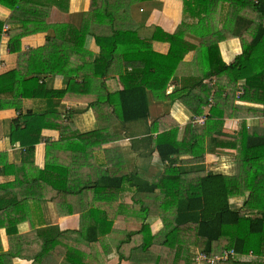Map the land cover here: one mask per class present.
I'll list each match as a JSON object with an SVG mask.
<instances>
[{
  "label": "crops",
  "instance_id": "0c3cea01",
  "mask_svg": "<svg viewBox=\"0 0 264 264\" xmlns=\"http://www.w3.org/2000/svg\"><path fill=\"white\" fill-rule=\"evenodd\" d=\"M143 1L146 2L150 10V19L144 20L143 23L133 24L131 28L136 31L139 37L141 36V40L142 38L147 39V41L143 40L145 42L143 45L151 48L154 53L160 54L161 56L155 59L161 60L167 56L170 50V44L165 42L163 33H175L185 19L184 1ZM97 4H99V0H96ZM92 7L93 0H69L67 13L54 7L51 13L53 16L61 17L64 20L63 23H66L68 16L87 14ZM140 12L142 13L143 9H140ZM0 13L4 15L1 21L9 20L11 12L8 9L0 6ZM213 13L215 16H219L215 14L216 11ZM242 16L251 18V14L247 11L242 13ZM80 20L76 22L69 20V22L79 29L82 25ZM108 21H102L101 24ZM92 23L93 21L86 24L85 20L86 28L92 26ZM5 24L0 41V74L17 69L19 63L18 55L9 52L10 26L7 22ZM97 25H100V22H95L94 28H103ZM252 27L242 37L228 39L218 44L221 58L227 65L233 63L236 57L242 53L243 44H249L252 41ZM5 28L9 30L6 34L4 33ZM245 28L244 24L243 30ZM213 29L220 31L221 27L217 23L210 27V30ZM191 31L186 33L184 41L180 44L181 52L186 53L174 69L175 72L172 75L165 73L156 80L155 87L159 90L157 98L153 97V93L151 95L152 89L147 91L148 119H134L126 121L127 123H123L118 118L119 103L114 104V101H108L105 97L99 100L107 94L106 92L115 93L123 90L124 87L120 81L124 74L122 73L123 69L115 68L118 63L120 64L121 59L118 58V61L114 62L110 72L104 76L105 79H102V72L95 71L94 66L89 64L92 62V58L99 54V49L92 36L88 39L85 50L92 54L91 60L85 58L82 61V58L75 57L77 65L82 61L81 71L76 80L79 86L75 88L79 92H70L60 100L57 109L62 113V116L50 120L51 124L57 127L42 131L43 140L35 146L34 151V167L39 171H45L47 165L51 170L50 174L51 172L57 174L60 169H65L69 182L76 181L81 176L83 180L74 184L71 188L74 193L71 196L77 197L84 188L82 193L90 192L88 201L85 204L75 202L68 210V214L67 211L59 215L58 207L52 208L54 209V225H50L45 217L41 219L45 222V225L41 227L44 228L42 233H46L43 239L52 238L60 232H67L66 236L62 237L63 243L69 248L68 251L62 252V254L58 252L59 255L54 256L49 252L47 255L35 257V261L32 257L41 251L42 243L31 241L32 248L27 252L23 250V254L29 255V257L15 258L12 264H100L99 260H104V263L130 264L126 259L132 258L139 264H143L146 259L149 264H158L155 255L151 258L140 257L143 253L139 250L145 245L144 239L148 243L149 239L153 237V240L155 239L153 244L157 245L158 235L162 236L165 222L175 218V205L166 206L167 198L172 196L176 198L178 194L181 197V192H185L197 180L208 174L227 177L230 182L236 185L233 189L242 192L231 198L230 206L233 209L240 211L250 202H254V205H264V152L246 148L247 137L264 136V116L257 112V109H263V105L245 103L238 99L239 93L235 99L233 94H230L234 106L244 108V112L241 114L234 111L232 116L223 120L221 131L225 135L222 137L224 145L219 146L215 132H213L212 138L208 137L204 125L193 124L194 115L190 114L180 100L172 102V100L164 99L161 95L164 92L161 88H164V83L168 78L169 82L165 93L167 96L171 95L175 88L191 87L204 77L203 74H198L196 63L198 59L201 61L198 56L199 47H201V43L204 45L209 43L210 35L203 29L205 31V39H203L202 34L198 32L191 34ZM223 31L227 34L226 29ZM139 32H144V34L140 35ZM37 37L35 34L23 38L22 51L25 52L24 48L29 51L41 46L42 43L34 45L36 41L39 42ZM28 40L35 42L29 43ZM84 63L88 64L84 66ZM175 63L176 61L170 65ZM84 70L87 71L84 73ZM165 70L168 68L162 72H166ZM194 77H201V79L191 85L189 81L195 79ZM221 79L224 78H214L212 81L217 84ZM101 80L105 82V88L102 87ZM185 82L187 85H184ZM52 87L63 89L65 87L63 77L54 78ZM223 95L226 96L225 93ZM48 106L40 100L25 99L22 111H16V109L0 111V185L8 183L4 191L9 189L12 192L10 184L20 180L23 170L21 167L17 169L18 172L8 169L11 164L18 165L23 161V149L20 143L12 144L10 140L11 122L17 120L22 113L29 111L35 113L51 111ZM208 109H205V113H208ZM249 109L256 111H249ZM248 112L250 115L247 116ZM188 125L193 128L186 129ZM92 127L93 131L85 132L86 128ZM192 129L197 132L199 150L196 149L193 153H189L184 149L182 155L178 157L177 163L172 165L173 171L170 172L168 170L169 163L162 162L160 159L155 148V139L165 132L176 131L179 133L180 141L184 138L188 140ZM203 129L204 134H202ZM95 131L98 134H94ZM232 141L235 142V146L227 144ZM202 153L204 154L198 156ZM27 164L35 172L36 177H39L40 172L34 170L29 162ZM45 172L46 177H50L49 172ZM129 175L132 177L126 183L116 182L123 176ZM109 180L114 183L107 185ZM135 180H140L142 185L136 187ZM110 183L112 182L110 181ZM39 186L42 187V191L50 192L52 198H54V192L56 196L57 192L50 185L41 183ZM257 188L258 196L256 192L253 193ZM136 193L141 195L135 197ZM250 198L251 200L247 204ZM96 221L100 222L98 232L94 226ZM82 225L83 227H81ZM145 225L148 226V230L144 231V235L138 233ZM17 230L20 237L29 232L30 225L28 223L19 224ZM181 236L184 237V233H181ZM79 239L83 242L80 243L79 251H76ZM0 241L2 243L0 251L3 249L5 252H8L11 246L19 249L29 245L28 243L22 245L20 241L16 240L10 242L5 228L0 229ZM91 241L93 243H90ZM153 248L156 247L153 246ZM190 252L196 254L200 250L193 247ZM165 254L167 257V251ZM240 256L245 257L246 255L241 254ZM251 256L253 257L251 254L247 257ZM164 259L166 260V258Z\"/></svg>",
  "mask_w": 264,
  "mask_h": 264
},
{
  "label": "trees",
  "instance_id": "16d2710c",
  "mask_svg": "<svg viewBox=\"0 0 264 264\" xmlns=\"http://www.w3.org/2000/svg\"><path fill=\"white\" fill-rule=\"evenodd\" d=\"M183 1L185 19L175 33L168 35L163 33L165 42L170 44V50L167 56L161 60L155 59L161 55L154 53L146 45L144 46L143 44L145 42L140 39L136 31L133 32V29H131L133 31H115L114 36H102L101 38L100 36H92L95 37L96 43L101 50H103L101 47L102 44L105 43V45L111 47L112 51L119 52V58L122 59L125 65L122 71L124 74L120 78L124 87L123 90L115 93L106 92L107 94L99 100L105 97L108 101H114V104L119 103L118 118L123 123L134 119H148L149 105L147 91L149 89H152L153 92L159 91L155 87L158 77L160 76L161 78L165 73L172 75L175 72L174 69L186 53L181 52L180 47V44L185 39L186 33H189L191 30V34H195L199 30L203 31L204 28H202V25L207 23L204 17L206 16L209 19V16H215L212 12L216 11L215 14L222 18L220 19V23H218L221 29L220 31L210 30V28L208 30L205 29L210 35L209 43L205 45L201 43V47H208L204 55L200 56L201 62L204 63V77L199 83H195L193 86L183 90L178 89L167 96L165 93L169 82L168 78L167 82L164 83V88H161L162 91L164 90L161 95L164 99L172 100V102L180 100L191 115L197 117L205 116L207 118L204 124L206 135L211 137L213 132H215L218 145H224L222 143V137H225V135L221 131L223 120L226 117L232 116L234 111H238L241 114L244 112V108L234 106V101L232 102L230 98V94H233L235 99L237 93H239L237 85L242 87L238 99L245 103L263 105V109H257V112L264 116V0ZM68 2L69 0H0V6L11 12L9 20L5 22L0 21V41L2 40L3 28L7 22L10 26V34H8L9 52L10 54H17L19 57L17 69L0 74V111L6 109L22 111V104L25 99L40 100L47 105L49 101L57 102L56 100H58V105L60 100L68 93L74 91L79 92L75 88L79 86L76 80L79 77L82 66L75 64L70 67V63L68 62L51 61V58L49 59L45 55L46 49L42 47L22 52V39L38 34L40 30L45 29H39L37 27L46 23V17L39 15L37 8L40 10L44 9L46 11L44 15L50 14L53 7H56L61 12L67 13ZM101 2L102 4H100ZM101 2L99 0V4L96 5V0H93V7L89 13L83 14L82 25L79 29L69 23H65L61 27H66L65 31L74 36V38H69L63 33L60 39L74 42L73 45H67L72 47V49L74 47L76 58H86L83 57V54H89V60L92 58V54L85 50L86 39L88 40L91 37V33L86 32L88 30L85 26V20L86 24H89L92 21L93 15L102 16L104 14H110V17H106V19L114 20L111 12L116 13L120 18V15L123 13L121 10L125 9L124 4H128L124 0H101ZM219 6H222L220 13L216 9ZM245 11L251 14V18L242 16V13ZM230 15L231 20H229ZM195 18L198 19L197 22H194L196 21L194 20ZM244 24L246 26L245 30H243ZM214 25H217V23H214ZM252 26H255L253 29L257 31L254 38L249 44H243L242 53L236 57L233 63L227 65L223 62L221 55L216 60L207 59L205 56L207 53H219L218 44L220 42L242 37ZM208 27L206 26V28ZM224 29L227 30V34L224 33ZM205 31L201 35L203 39H205ZM82 35L83 37L79 38ZM51 39L49 37L47 40ZM103 58L89 62V64L94 66L95 71H101L104 77L110 72L115 60L109 57ZM175 61L176 63L171 66L170 64ZM87 64L84 63L83 65L86 66ZM165 68H168V70L162 72ZM47 75H51V79L46 83L44 80L38 79V77L42 78V76ZM57 76L63 77L65 85L63 89H55L52 87V81ZM103 77L102 79H105ZM218 77H226L231 88L221 85L216 88L211 87L208 82ZM72 78H74L73 86L70 83ZM101 85L104 88L106 87L104 81H102ZM223 93L226 94L225 97L222 96ZM186 100H191L194 104H189ZM222 106L227 107L224 108ZM207 108H209L208 113H205V109ZM251 110L256 111L255 109H249V111ZM246 115H250V112ZM61 116L62 113L57 109V106L56 109H52L51 111H43L40 113L29 111L24 114L22 113L17 120L11 123L12 125L15 124V127L13 128L11 125L10 140L12 144L20 143L23 149L22 164L24 165H22V169L25 170L29 167L27 164L29 162L34 170L38 173L40 172L39 177H37L40 183L50 185L58 195L63 193V196L67 197L71 193L73 195L74 192L69 188V180L63 177V174L66 173L65 169H60L57 174L54 172L50 174L51 170L47 165L45 171H48L50 174V177L47 176V178L45 171L41 172L34 167L35 146L43 140L41 136L42 131L57 127L51 124L50 120L57 117L61 118ZM19 123H22L23 127ZM190 128L193 127L190 125L186 127V129ZM202 134H204V129ZM178 136L179 133H176V131H170L158 135L155 139V148L160 155L161 161L169 163L168 170L170 172L173 171L172 165L177 163L178 157L182 155L184 149L189 153H193L196 149L199 150L200 147L197 132L193 129L190 130V138L188 140L184 138L180 141ZM227 144L229 146H235V142L233 141ZM246 148L253 149L257 152H264V136L256 135V137H247ZM203 154L196 155L201 156ZM52 176L53 179H51ZM129 178L131 177L123 176L116 182L120 181L123 183L129 180ZM13 183L11 182L10 186H13ZM113 183L112 180H109L107 185ZM7 184L0 185V207L3 210L9 204L5 196L10 191L9 189L4 191L8 186ZM235 186L234 183L230 182L223 175L208 174L197 180L188 190L181 192V197H179V194L176 198L174 196L168 197V201L165 204L167 203L166 206L168 207L175 205V218L169 222H165L162 236L156 242L157 245L153 244L155 239L153 240L152 237L148 243L144 239L145 245L143 248L159 247L161 251L158 252V264H162L163 258H166V263L164 264H196L195 256L190 252L193 247L210 256L231 250L240 255H246L245 257H241L240 255L235 256L227 262L220 264H264V205H254V202H250V198L247 202V204L250 202L249 205L243 207L242 210L237 211L233 209L230 206L231 198L235 197L236 194L240 195L242 193L235 191L233 189ZM39 188L40 191L43 190L41 186ZM83 189L80 193L83 192ZM255 192L258 196V188L253 191V193ZM20 201L16 208L18 214L16 212L10 213L6 209L0 215V229L5 228L7 230L10 242L16 240L17 242L20 241L22 245L27 243L29 245L19 249L11 246L8 252L2 249L0 251V264H12L15 258L29 257V255L23 254V250L27 252L32 248L31 241L42 243L41 251L32 257L35 261V257H41L44 254L47 255L49 252L59 255L58 249L60 246L69 250L63 244L58 247L59 238L66 236L67 232L59 233L60 237L58 238L45 239H43L42 234L35 232V230L45 225L44 220L41 219L36 221L32 218L27 219L30 221L29 225L31 230L27 234L19 237L18 225L24 223L26 220V214L24 216L22 215L26 207L22 203L26 200L22 199ZM30 209H33L32 206ZM146 230H148V226H142L138 233L144 235V231ZM181 233H184V237L181 236ZM170 241L173 242L172 246L169 245ZM90 243L93 242L91 241ZM0 244H2L1 241ZM166 251L168 253L167 257H165ZM250 254L253 257H247Z\"/></svg>",
  "mask_w": 264,
  "mask_h": 264
},
{
  "label": "rangeland",
  "instance_id": "374dc122",
  "mask_svg": "<svg viewBox=\"0 0 264 264\" xmlns=\"http://www.w3.org/2000/svg\"><path fill=\"white\" fill-rule=\"evenodd\" d=\"M124 1L126 3H128V4H124L125 5V9L121 10V12H123V13L120 15V18L117 16L116 13L111 12L112 16L114 17V20H109L108 22H104L103 24H101L102 21L108 20V19H106V17L109 18L110 14H104L102 16L93 15L92 16V21H93L92 26H87V30L88 31H86V32L91 33V36H93V35L95 37L96 36H100V38L102 36H104V37H106V36H114L115 35V31L116 32L117 31H133V30H131L132 29L131 26L133 24L143 23L144 20L147 21V19L148 20L150 19V16H149L150 10H149L146 2H144L142 0H124ZM54 8L57 9L56 7H54ZM82 8H83V5L81 6V9ZM140 9H143L142 13L140 12ZM216 9L218 10L217 12L220 13V11L222 9V6H219ZM37 12H38L39 15H42V16L46 17V19H45L46 23L44 25L37 26V27H39V29H43V28H45V29L40 30L38 32V34H36L38 36L37 38L39 39V42L37 43V41L36 42L34 41L35 42L34 45L42 43L41 46H39L38 48H41V47L45 48L46 49L45 50V55H46L47 58L48 57H49V59L51 58L50 59L51 61L61 62V63L68 62V63H70V65H69L70 67L74 66L75 64L77 65V63L75 61L74 47L72 49V47L69 46V45H73L74 42H72V41L69 42L68 40L65 41V40H61L60 39V37H61V35L63 33L69 38H74L73 34H69L67 31H65L66 27L65 28H61L63 25H65V23H63L64 20H62V18L59 17V16H53L52 13L44 15V13L46 12L44 9L40 10L39 8H37ZM64 13H66V12H64ZM68 17H69L68 19L66 18V23H69V24H70L69 20H72L73 22L79 21L80 18H82L80 21L83 20V15H81V16H79V15H70ZM220 17L221 16H218V17L217 16H211V17H209V19H207V17L205 16L204 18L207 21V23L203 24L202 28L209 29L214 23H220V19H222ZM3 18H4V15L0 13V21ZM194 20H198V19L195 18ZM229 20H231V15L229 16ZM3 22H5V21H3ZM95 22H100V25H97V26H101L103 28H99V29L94 28L95 26H93V24ZM206 26H209V27L206 28ZM161 31H163V30L161 29ZM86 32H84V33H86ZM133 32H135V31H133ZM256 32L257 31L254 30L253 27H252V39L254 38ZM164 33L166 35L170 34V33H166V32H164ZM198 33L199 34H203V31L199 30ZM139 34L142 35V34H144V32H139ZM204 34H205V32H204ZM49 37L52 38V39L51 40H47ZM82 37H83V35L81 37H79V38H82ZM95 37H93V38L95 39ZM40 40H41V42H40ZM42 40H43V42H42ZM142 40H144V39L142 38ZM146 40L147 39H145L144 41H146ZM223 41H227V40H223ZM28 42L29 43H34L33 40H28ZM67 44H69V45H67ZM86 44H88V40L87 39H86ZM96 45H97V43H96ZM112 45H113V43H112ZM101 47L103 48V50H101L100 47L97 45V48L99 49V54L96 57L92 58V62H94L96 60H99L100 58H103V57L104 58H108L109 57V58L114 59L115 61H118L119 52L112 51L111 47L105 45V43H103ZM207 49H208L207 46L199 47V55L198 56L204 55V53L207 51ZM115 50H118V49H115ZM24 51L27 52L26 48H24ZM88 53H90V52H88ZM220 55H221V52L219 51V53L218 52H209L205 56L207 57L208 60H213V59L216 60L217 58L220 57ZM88 56H89V54H83V57L88 58ZM84 59L85 58H82V61ZM82 61H81V63L79 65L82 64ZM223 62H224V60H223ZM196 64L198 66L197 67L198 68V70H197L198 74L202 75L203 71H204L203 70L204 69V67H203L204 63H202L198 59ZM115 68H118V69L122 68L124 70L125 65H124V62L122 61V59H121L120 64L118 63L115 66ZM86 71L87 70H84V73ZM42 78L38 77V79L44 80L45 83H46L48 80L51 79V75L42 76ZM194 78L195 79H192V80L189 81V83L191 85L201 79V77H199V78L194 77ZM218 78L219 79L220 78H224V79H221V81H219L217 84H216V82L209 81L208 83L210 84L211 87L216 88L219 85H221V86H225V87L231 88L226 77H218ZM70 83H71V86L74 85V78H72ZM184 85H187V83L185 82ZM46 87H47V85H46ZM237 88H239L238 92L240 94L242 87L240 85H237ZM178 89H180V90L182 89L183 90L185 88H175L173 90V92H175ZM152 93H153V97L157 98L158 92H151V95H152ZM213 93H214V91H213ZM222 96L224 97L223 94H222ZM186 101L189 104H194L191 100H186ZM43 103L46 104L45 102H43ZM48 105H49L48 108H50L51 110H52V108L56 109V106H58L57 102H55V101H53V102L49 101ZM195 117H197V116H194V118ZM202 117H204V116H202ZM20 126L23 127V124L21 123ZM12 127L14 128L15 124L12 125ZM93 130H94L93 127L92 128H86L85 132H91ZM94 134H98V132L95 131ZM80 136H83V135H80ZM22 165H24V164H22V162L20 164H18V165L17 164H11V166H9L8 169L9 170H13L15 172H18L16 168L17 167H21L22 168ZM19 172H21V171H19ZM63 177L65 179L69 180L67 172L63 174ZM129 177H132V176L129 175ZM82 180H83V178L80 176L79 179H77L76 181H70L69 182V188H72L74 186V184H78L79 182H82ZM135 181H136L135 182L136 183V187H139L140 185H142V182L140 180H135ZM126 182H123V183H126ZM40 184L41 183L38 181V179H37V177L35 175V172L33 170H30L29 167H27L25 170H22L21 175H20V180L18 182H14L13 183L12 192L8 193L7 196H6V199L9 202V204L7 206H5V210L7 209V211L10 212V213L16 212L17 205L21 202L20 200L25 199L26 201L22 203L23 205L26 206L25 209H24L25 212L23 211V213H22L23 216L26 214V220L24 221V223H28V224L30 223V221L27 220V219H31L32 218V219H34L36 221L38 219H44V217H45L46 220L50 223V225H54V220H55L54 215H53V210L54 209H52V208L57 206L58 207L57 209L60 212L59 215L63 214V213H66L68 210H70L72 208V205L75 202H78V203H81V204H85L88 201V195H90V192L85 191L84 193L79 194L77 197H72L71 194H69L67 197H65V196H63L64 195L63 193H60V195L58 197H56L55 196V192H54V198H52L50 192L47 193V192H44V191H40V188L38 187V185H40ZM140 195H141L140 193H136L135 197H139ZM85 199H87V200H85ZM31 206H32V208L34 210L30 209ZM5 210H3L2 207H0V215H2ZM16 213L18 214V212H16ZM68 213H69V211L67 212V214ZM27 214H28V217H27ZM94 226L95 227L98 226L97 229L100 228V222L96 221ZM81 227H83V225ZM30 230H31V228H30ZM43 230H44V228H40V229L35 230V232L36 233L38 232V233L42 234V237H43L46 234V233H42ZM58 237H60V235L56 234L52 238H58ZM158 237L161 238V235H158ZM63 242H64L63 241V237L59 238L58 247L60 245H62V244L64 246H66ZM82 242L83 241L81 239H79V242L76 245V251H79V249L81 248L80 243H82ZM169 245L172 246L173 242L170 241ZM66 251H68V249L65 248V247H61V246L58 249V252L61 253V254H62V252H66ZM139 251L143 253V254L140 255V257H150L151 258L154 255H156V259H157V263H158V261H159V253L158 252H160L159 247H156V248L144 247V248H140ZM197 254L198 253H196V254L193 253V255H195V261H196ZM52 255L54 256L56 254H52ZM126 260L129 261L130 264H139V263H137V260H135L134 258L129 259V260L126 259ZM99 263L100 264H115V263H108V262L104 263V260H99ZM164 263H166V261L163 258L162 264H164ZM143 264H149L148 260L146 259L143 262Z\"/></svg>",
  "mask_w": 264,
  "mask_h": 264
},
{
  "label": "built area",
  "instance_id": "2783aa9c",
  "mask_svg": "<svg viewBox=\"0 0 264 264\" xmlns=\"http://www.w3.org/2000/svg\"><path fill=\"white\" fill-rule=\"evenodd\" d=\"M8 32V29H4V33L6 34ZM207 121V118L204 117H195L193 119V124L195 125H204ZM239 256L238 253L235 251H224L222 254L210 256L207 253L204 252H198L197 257H196V262L197 264H220V263H225L229 259Z\"/></svg>",
  "mask_w": 264,
  "mask_h": 264
}]
</instances>
